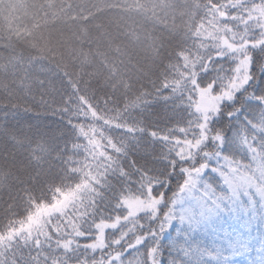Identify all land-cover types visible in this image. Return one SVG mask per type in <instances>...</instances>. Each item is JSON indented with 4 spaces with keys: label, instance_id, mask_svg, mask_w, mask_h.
<instances>
[{
    "label": "trees",
    "instance_id": "16d2710c",
    "mask_svg": "<svg viewBox=\"0 0 264 264\" xmlns=\"http://www.w3.org/2000/svg\"><path fill=\"white\" fill-rule=\"evenodd\" d=\"M261 10L0 0V264H213L173 204L195 177L223 191L226 164L264 169ZM209 86L231 97L203 130L198 89ZM149 195L158 211L128 216L124 199Z\"/></svg>",
    "mask_w": 264,
    "mask_h": 264
},
{
    "label": "rangeland",
    "instance_id": "374dc122",
    "mask_svg": "<svg viewBox=\"0 0 264 264\" xmlns=\"http://www.w3.org/2000/svg\"><path fill=\"white\" fill-rule=\"evenodd\" d=\"M264 13V10H261ZM245 69L239 65L238 71ZM238 73V85L241 82L242 74ZM231 93L214 94L212 87L198 89V108L203 115L202 129L205 130L208 120L217 114L221 104L230 99ZM194 146V148H196ZM227 173L223 174L225 179V189L220 192H214L212 189L201 183L200 178L193 179L191 186L188 189H183L182 192L175 198L173 208L179 217L181 228L184 229L186 236L191 233H200L206 230L205 226L210 228L212 220L215 218L217 211L227 213L231 210L234 214H242L247 222V228L250 235L245 237V243L240 247V251H235L238 247L236 242H233L226 247L234 250L232 252L224 251L223 255L230 261L236 260V264H253L254 260L259 261L264 257V169L255 166H239L231 167L229 164ZM195 186H198L196 188ZM69 200L61 201L58 208L62 209L68 206ZM161 198H152L150 195L146 199L129 197L124 199L123 205L129 211L128 216H137L146 211H152L155 214L160 206ZM64 206V207H63ZM56 208V207H55ZM49 215L46 212L33 219L31 224L32 230L29 232L34 235L42 226L43 222L48 221ZM105 224L100 225V235L97 243H103V232L108 228ZM35 231V232H34ZM33 232V233H32ZM185 236V238H187ZM191 240V239H190ZM192 244L200 247L205 245L208 254L215 260L216 255L214 249L219 245L213 242L211 236L201 239L197 236L196 241ZM98 245V244H97ZM4 243L0 242V251L3 250ZM210 257V258H211Z\"/></svg>",
    "mask_w": 264,
    "mask_h": 264
},
{
    "label": "snow or ice",
    "instance_id": "6c2138e0",
    "mask_svg": "<svg viewBox=\"0 0 264 264\" xmlns=\"http://www.w3.org/2000/svg\"><path fill=\"white\" fill-rule=\"evenodd\" d=\"M206 230L200 233H191L190 238L196 241L197 236L201 239H205L211 236L213 242L218 244L219 247L214 249L216 259L213 264H236V260L231 261L223 255L224 251L232 252L234 255V250L226 247L233 242H236L238 247L235 251H240L241 245L245 243V237L250 235V231L247 228V222L242 214H234L231 210L227 213L217 211L215 218L212 220V226L208 228L205 226ZM176 229V225L168 229V235H171ZM262 251H264V246H262ZM160 264H174L171 260H165L162 256L160 259ZM244 264V262H241ZM253 264H264V257L257 262L254 260Z\"/></svg>",
    "mask_w": 264,
    "mask_h": 264
}]
</instances>
